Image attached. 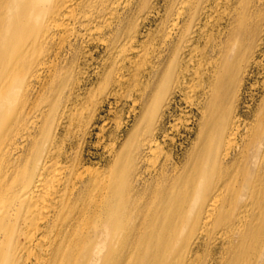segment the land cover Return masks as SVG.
<instances>
[{"label": "bare ground", "instance_id": "6f19581e", "mask_svg": "<svg viewBox=\"0 0 264 264\" xmlns=\"http://www.w3.org/2000/svg\"><path fill=\"white\" fill-rule=\"evenodd\" d=\"M214 2L0 0V264H264V114L249 123L236 106L251 59L244 43L258 31L251 15L232 18L227 40L199 61L207 80L191 103L200 119L188 163L145 167L163 150L156 131L173 103L165 96L192 86L190 66L176 70L180 56L193 59L191 30L205 32ZM157 19L162 41L145 59ZM102 49L119 59L94 82L84 70ZM98 85L104 99L124 88L146 94L127 95L139 122L122 142L112 134L109 158L88 167L101 103L84 112Z\"/></svg>", "mask_w": 264, "mask_h": 264}, {"label": "rangeland", "instance_id": "374dc122", "mask_svg": "<svg viewBox=\"0 0 264 264\" xmlns=\"http://www.w3.org/2000/svg\"><path fill=\"white\" fill-rule=\"evenodd\" d=\"M247 1H249V3H247L248 6H251V7H249L250 11L248 10L247 4L244 3ZM251 1L252 2L254 1V2L252 3ZM125 5H126V2L124 1L123 9L125 8ZM253 9H254V11H252ZM209 12L211 14V17L207 16L206 18H204V20L202 22V25H206L208 23L205 32L200 33L199 30H196V32L194 34V30H191V32L193 31L191 33L192 37H194V39L191 38V40H192L191 44L193 45V50L195 48L199 47L198 49H196L197 51L193 52L194 53L193 59L191 58V61L186 63L187 60L189 59L188 56L190 57V55H188L187 59L185 58L186 60L181 62V59L185 55H183V57L180 56V66H178L176 73L178 74V76H180L182 72H186L187 65H188V67L190 66L189 67L190 73L187 74L186 81L188 83H190L192 86H191V88H189L188 85L178 83L177 85L174 86L172 91L168 95L165 96L163 103L167 102V99H169V98H171V100H172L171 103L172 102L173 103L167 109L166 113L164 114L165 116H164L163 120L161 121V123L163 122V124L165 126L163 124H160L159 127L157 128V131H156L157 137L159 136L158 139L160 140V143H161V146L163 147L162 148L163 150L162 151L159 150V151L150 153V157L148 158L146 165H145L146 170H148V171H153L156 168H160V166H162V164L165 165L166 163H168L167 166L169 167L172 165L171 163L174 162L175 164L173 163V166L177 165L176 167H178L179 169L183 168L188 163V160H189L191 154L194 152V150L196 148V144L198 142V134H199V124H197V123H199L200 118H199V114L196 110V107H194L192 105L194 103H197V101L202 100L204 91L202 89H200L199 86H200V84L202 85V82L204 80L205 81L207 80L206 77L203 76V79L201 77L203 70H201V63L200 62L203 61V62L207 63V59L213 58V56L215 55L214 50H212L213 45H215V43L217 41L218 42H220V41L225 42L227 40V38L229 36V32H231V28H232L231 27L232 18L236 17L237 15H239L243 12L247 13L249 15V17L251 15V18H250L252 20L251 23H252V25L255 23L254 26L258 27V31H257V34L255 33L254 36H252V38L251 37H250V39L248 38L249 41L247 40L244 43V47H246V48L249 45V47L247 49L248 50V52H247L248 57L249 58L251 57V59H252V57H254V58L252 60L250 59V65L248 67V72H247L248 75L246 74V77L243 79V81L241 83V84H243L245 82L243 84L244 86L240 85L236 106H237V108L240 107L239 109L241 110L240 111L238 109V114H240V116L242 117V119L244 121H247L249 123H252V122L258 120V118L259 119L262 118V116L264 114V48H263L264 47V41H263L264 40V0H246V1L245 0H215V2L210 6L208 13ZM164 13H165L164 9H162V17L164 15ZM254 15H255V17H254ZM227 16H228V18H227ZM252 16H253V18H252ZM225 19H226V22L224 21ZM160 22H161V20L157 19L151 25L152 26L151 28L153 31V37L151 38L152 41L151 40L149 41V42H151L150 43L151 45L148 42V44H149L148 47H150V46L151 47L149 49L145 47L148 50L149 54H148V52H146L147 50L144 48V50H146V51H143V52H145L144 54H145V56H147L145 59H151L154 57L156 50H158L159 45L162 41L159 37V34H158L159 30H160V26L162 25ZM221 22L225 26L223 24H221ZM73 24H74V22H71V25H73ZM102 24L105 25L104 20H101V25ZM228 24H229V26H228ZM148 25H150V23H148ZM76 28L77 27H75L74 29H76ZM154 31H156V32H154ZM261 39H262V41H261ZM214 40H215V42H214ZM208 41H210V42L208 43ZM261 43H263V44H261ZM229 45L232 49L237 47L236 46L237 44L235 41H230ZM94 47L95 46H92L93 49L96 48V47L95 48ZM260 47H262L261 50H260ZM255 51H256V53H255ZM103 52H104V50L102 49L100 51V53H97L96 59H95L96 61H94L91 69L86 70L87 68H85V70H84L85 76L87 78H89L91 76L92 81H94V82H98L97 79H99V78L96 76L95 71L99 67L103 66V64L107 65V66L114 64L119 59L118 57H116L119 55H114V56L108 58V61H107L106 60L107 57H105V53H103ZM89 53L84 52L83 53L84 57L88 56ZM211 53H212V55L210 56ZM144 54H143V58L145 57ZM148 55H150V57H148ZM113 57H115V58H113ZM102 58H103V60H102ZM113 60H115V61H113ZM112 61H113V63H112ZM107 62H111V63L109 64ZM203 65H205V64H203ZM198 66H199V69L197 68ZM256 66H258V68H256ZM85 67H87V66H85ZM251 68H252V70H251ZM250 70L253 72V74ZM135 71L137 72V70H135L134 68H127L125 72L128 74L129 73L134 74V73H136ZM198 76H200V77H198ZM179 85H181V86L179 87ZM97 89H99V90L94 91V97L91 100L92 103L89 102L90 105L88 106V108L84 112V114L87 115V117H88L95 110V108L97 107L96 105L101 103L98 105L99 107H97L101 110L96 108V110H97V113H96L97 119L95 121L96 122L95 123L96 128H94L95 127L94 125L91 128V135L88 138L89 144L86 147L85 159L87 161V164L85 166H88V167L95 166L96 163H98L102 160L108 159L109 158L108 152H107L105 146L112 142L111 141V140H113L112 136L113 135L116 136L117 134H119L116 137H118L119 138L118 140L119 141L121 140L120 142H122L127 137V135L131 132V130L134 128L136 123L139 122L140 116L142 113L141 112L142 110L140 107H138L137 109L134 108L135 107V103H133L134 100L131 97L127 96V95H131L128 92L129 88H124L121 91V95H118V96L110 95L109 96L110 98L108 97L109 100L107 98L104 99L106 94L108 93L107 91H109V90L103 91L104 90L103 87L102 86L99 87V85L97 86ZM145 92H146V89L144 87H141L140 89L138 88L135 92H133V93L131 92V93L135 99H140L142 96L141 94H143V93L146 94ZM126 93H128V94H126ZM86 95H87V92L80 98V100L82 102H84L86 100ZM126 96L128 99L126 98ZM103 99H104V102H103ZM191 103H193V104H191ZM135 113H136V117H135ZM101 126H103L105 129L102 130ZM121 136H122V138H121ZM163 136H164V138H163ZM165 136L168 138H166ZM110 138H111V140H110ZM101 156H103V157H101ZM104 156H106V157H104Z\"/></svg>", "mask_w": 264, "mask_h": 264}]
</instances>
